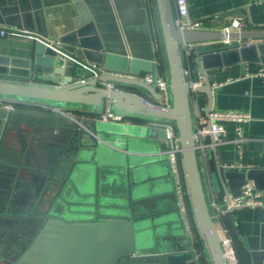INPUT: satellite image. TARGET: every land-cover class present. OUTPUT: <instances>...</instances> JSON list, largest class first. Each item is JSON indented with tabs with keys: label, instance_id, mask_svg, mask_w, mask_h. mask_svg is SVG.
I'll list each match as a JSON object with an SVG mask.
<instances>
[{
	"label": "water",
	"instance_id": "1",
	"mask_svg": "<svg viewBox=\"0 0 264 264\" xmlns=\"http://www.w3.org/2000/svg\"><path fill=\"white\" fill-rule=\"evenodd\" d=\"M153 1L166 62L168 106L162 104L161 95L153 85L138 79L143 74L155 75V63L105 53L97 42L81 0H72L79 17L73 33L50 43L46 32L29 30L25 33L33 40L29 60L16 61L0 56V103L61 113L74 108L86 116L74 120L68 128L76 142L71 168L59 181L52 178V172L47 174V183L55 187V193L49 195L46 191L43 198H38L40 211L23 215L18 232L2 241L0 261L6 257L11 260L0 264L15 262L19 254L22 256L16 264H195L183 233L179 243L169 245L168 241L151 238L150 232L144 231L150 225L144 217L153 215L150 207L161 198L173 202L172 208L180 218L166 150L163 157L170 195L135 199L139 193L145 195L158 191L161 185L145 180L138 182L156 169V159L152 156L156 150L151 146L137 149L136 145L140 143L131 138L137 135L133 127L98 120L106 102H109L111 112L122 119L142 123L167 121L174 125L179 167L195 234L209 264H229L221 247L215 217L209 208L203 170L198 163L190 87L182 59L184 46L217 43L223 36L218 31L178 29L171 1ZM84 24L86 29L81 30ZM15 27L20 30L19 26ZM86 35L88 37L84 38ZM230 38L258 43L238 49L225 48L215 53L213 50L195 52L192 81L199 84L196 92L206 93L208 113L212 109L213 95L206 70L233 64L243 68L247 64L264 65V31L234 32ZM106 84L140 89L142 94L110 90ZM35 122L41 123L26 112L0 109V154L7 128ZM220 166L217 148L213 147L208 160L211 185L219 187L216 192L218 208L225 212V222L241 249V237L237 238L234 230L239 236L241 233L237 227L234 229L230 215L245 207L227 209V205L230 197L239 196L245 180H252V176L250 172L222 171ZM111 185L124 186L121 198L103 193L102 188ZM33 204L31 207L34 208ZM142 209L150 212H142ZM166 218L165 215L152 216L151 223L156 225ZM153 233L158 234V230ZM246 257L249 264L263 263L264 232L259 250L246 254Z\"/></svg>",
	"mask_w": 264,
	"mask_h": 264
},
{
	"label": "crops",
	"instance_id": "2",
	"mask_svg": "<svg viewBox=\"0 0 264 264\" xmlns=\"http://www.w3.org/2000/svg\"><path fill=\"white\" fill-rule=\"evenodd\" d=\"M81 1L90 17L97 42L105 53L154 62L157 71L161 51L158 20L151 0ZM187 7L188 16L184 21L198 23L199 30L221 32L232 20L240 18L243 21L242 32L264 31V0H187ZM78 18L72 0H0V29L7 31L5 37H0V56L16 61L29 60L33 40L25 33L29 30L44 31L48 34L49 42L56 43L59 38L75 31ZM15 26H19L20 30ZM82 29H86L85 24L81 26ZM212 44L214 43L195 45L188 53L183 51L182 59L186 69L192 73L196 50H209ZM260 69H264V65L247 64L243 68L239 64H233L211 68L205 73L212 84L211 111H238L251 117L246 123H225L224 137L217 146L221 170L226 171L227 167L234 166L239 167L234 170L236 173L250 172L252 180L245 182L251 184L255 191L261 192L264 201V188L260 189L264 187V78L254 75ZM114 89L142 94L140 89H129L122 85L114 86ZM190 102L195 124L208 113L207 95L196 92L190 96ZM107 105L109 102H106ZM15 109L26 112L29 117L40 120L41 123H21L7 128L4 134L0 154V244L18 232L23 224V215L40 211L38 198H43L46 191L49 195L55 193V187L47 183L48 175L52 172V178L59 181L71 168L76 142L74 134L68 132V128L74 120L86 117L74 108L62 113L32 107ZM97 119L101 120L100 116ZM50 122H55V125H50ZM119 123L133 127L137 135L131 138L140 143L136 145L137 149L151 146L156 150L152 155L156 159V169L138 182L145 180L161 185L158 186V191L145 195L139 193L135 199L170 195L163 157L166 145L160 126L162 121L142 123L122 119ZM1 130L2 128L0 137ZM211 178L208 167L207 174L203 175L207 198L210 203L214 200L218 206L216 192L219 187L211 185ZM123 190L124 186L111 185L102 188L103 193L110 197H120ZM74 193L77 195L75 190ZM161 199L151 205L153 215L144 217L150 224L144 231H149L151 238H161L173 245L174 242L181 241L180 236L184 234V230L182 224L180 226L181 220L179 221L175 208H172L173 202L170 199ZM32 203L34 208L31 207ZM212 209L211 207V213ZM150 210L142 209V212L149 213ZM159 215L167 218L156 222V225L151 223V217ZM230 219L234 229L237 227L241 233L239 236L236 229L234 230L237 238L241 237V249L235 251L236 263L249 264L246 254L259 250L264 232V207H245L232 213ZM224 224L235 247L230 229ZM155 229L158 234L153 233Z\"/></svg>",
	"mask_w": 264,
	"mask_h": 264
},
{
	"label": "built area",
	"instance_id": "3",
	"mask_svg": "<svg viewBox=\"0 0 264 264\" xmlns=\"http://www.w3.org/2000/svg\"><path fill=\"white\" fill-rule=\"evenodd\" d=\"M173 12H174V23L178 29H192L199 30L198 23H187L184 20L188 16V7L187 0H170ZM243 27V21L239 18L234 19L230 22V24L224 26L221 29V33L223 38L217 42V44L221 45L220 49L213 50L215 53L218 50L225 48H241L247 47L252 44L253 41H243L241 39L233 40L230 38L231 33H241ZM7 35V31L0 29V37H5ZM216 44V43H214ZM195 45H188L182 48V52L186 53L189 50L193 49ZM254 75L260 76L264 78V69H260L254 73ZM185 76L188 80L190 87V96L196 93V88L199 84H195L192 81V73L190 70L186 69ZM143 83L147 85H153L157 93L161 95L162 104L165 106L169 105L170 94L168 89V81L167 78L163 77L156 71L155 75L152 74H143L139 78ZM108 89L114 90V86L111 84L105 85ZM14 104L9 103H0V108L6 111H12L15 109ZM100 119L102 121L114 122L118 123L122 121V118L114 115L111 112L110 105L105 106L102 115H100ZM251 120V117L247 113L238 112V111H210L205 117L200 118L195 124H193L194 128V136H195V145H196V154L198 158V163L200 168L203 170V175L208 172V160L209 153L213 147L217 148L218 145L221 144L222 138L225 134V123H246ZM163 135L164 142L166 145V154L168 165L170 169V175L173 182L174 193L176 197V204L178 214L181 220V224L184 230L185 242L188 247H190V251L193 254V261L195 264H209L207 257L203 253V251L198 247V242L196 238V234L194 231V227L191 221V214L189 210V205L186 199V194L183 186V180L181 176V171L179 167V149L178 143L176 141V130L174 125L171 122L162 121L160 124ZM211 140V141H210ZM239 167L229 166L228 170L234 171ZM209 208H213L212 214L215 217V225L220 235L221 247L225 258L227 259L229 264H237L236 263V255L235 248L233 245V241L231 237L227 234V230L224 224V215L225 212L220 210L215 203L214 200L208 201ZM233 207H247V208H256V207H264V201L262 197V193L255 191L249 183H244L241 187L240 194L237 197H230L228 208ZM264 264V260L263 263Z\"/></svg>",
	"mask_w": 264,
	"mask_h": 264
},
{
	"label": "trees",
	"instance_id": "4",
	"mask_svg": "<svg viewBox=\"0 0 264 264\" xmlns=\"http://www.w3.org/2000/svg\"><path fill=\"white\" fill-rule=\"evenodd\" d=\"M152 2H153V7H154V11H155V5H154V1L153 0H151ZM158 40H159V46H160V51H161V59H160V61H159V64H158V67H157V71H158V73L159 74H161L163 77H165V78H167V73H166V62H165V56H164V51H163V47H162V42H161V39H160V33H159V28H158ZM221 48V45L220 44H212V45H210L209 46V50H217V49H220ZM184 66H185V64H184ZM189 66H190V64H189ZM15 108H22V106H18V105H15L14 106ZM224 223H226L225 222V219H224ZM194 227V226H193ZM195 231V230H194ZM196 238H197V236H196ZM197 242H198V247L203 251V253L205 254V251H204V249H203V246H202V243L198 240V238H197ZM235 244V243H234ZM235 251L237 252V250H238V245L237 244H235ZM205 256H206V254H205Z\"/></svg>",
	"mask_w": 264,
	"mask_h": 264
},
{
	"label": "flooded vegetation",
	"instance_id": "5",
	"mask_svg": "<svg viewBox=\"0 0 264 264\" xmlns=\"http://www.w3.org/2000/svg\"><path fill=\"white\" fill-rule=\"evenodd\" d=\"M18 252L20 253L21 251H18ZM0 253H1V255H2V252H0ZM1 255H0V260H1V257H2ZM21 256H22V255L19 254V257L16 258L15 262H13V263H11V264H16V263L20 260ZM9 258H11V257H6L5 259L3 258V261H4L5 263H8V262L10 263V260H11V259H9ZM3 261H0V263H2ZM4 262H3V263H4Z\"/></svg>",
	"mask_w": 264,
	"mask_h": 264
}]
</instances>
